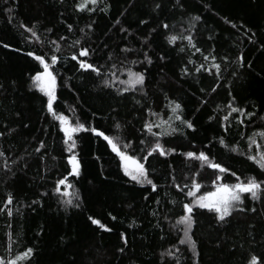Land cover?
<instances>
[{
  "label": "trees",
  "instance_id": "16d2710c",
  "mask_svg": "<svg viewBox=\"0 0 264 264\" xmlns=\"http://www.w3.org/2000/svg\"><path fill=\"white\" fill-rule=\"evenodd\" d=\"M78 2L0 0V152L4 153L0 156V208H12L11 217L0 212V257L10 259L27 247L34 249L33 256L20 264H246L249 254L264 256V194L260 200L243 194L246 210L234 212L223 225L206 209L194 208L195 223L190 233L197 243L198 255H194L188 245L179 244L183 231L176 224L183 214V204L192 198L185 195L188 188L180 191L172 182L175 177V184L190 187L195 177L202 185L197 194H202L213 190L217 174L222 175L224 183L236 182L231 171L241 180L249 176L264 180V172L247 159L248 154H255V145L249 148L248 137L264 131V49L260 47L264 43V0H181L182 7L176 0H98L97 5H89L92 12L77 11L74 5ZM156 3L161 7L155 8ZM196 15L200 21L192 19ZM223 17L237 24L243 22L256 33L257 42L250 43L243 30L231 28ZM117 18L119 24L115 23ZM142 19L147 23L140 24ZM161 22L168 23L169 29L158 27ZM21 24L32 27L42 42L27 39L31 34ZM88 24H92L91 30ZM68 25H72L71 32ZM121 27L128 31L121 32ZM154 28L156 31L151 32ZM170 34H191L201 52H195L187 40L168 44L166 36ZM61 36L65 40H59ZM145 36H149L150 47L143 44ZM78 39L81 44L73 46ZM53 40L60 46L55 51L59 60L55 66L54 109L68 116L73 124L79 120L86 127L119 136L121 143L131 141L139 156L146 154L140 149L150 147L156 139L142 130L144 122L169 121V101L181 104L182 118L190 120L194 129L174 119L153 128V132L180 128L175 134L160 137L165 148L176 149L174 153L164 157L153 154L144 161L157 191L126 177L118 157L102 138L80 132L74 136V151L81 163V174L68 177L71 186L67 195L63 194L64 186L60 193L53 192L56 180L70 170L68 153L63 151L58 122L44 109L46 97L29 81L42 69L26 55L32 51L50 59L55 50ZM3 44L10 47L4 48ZM80 47H90V55L80 59L102 66V74L110 75L113 64L116 68L111 71L120 80L128 78V68L143 72V91L117 95L116 89L124 87L119 83L104 88L100 84L103 75L84 72L71 59ZM122 48L133 51L125 53ZM144 51L151 57V64L130 63L143 61ZM204 55L217 57L219 80L215 69L211 75L195 71L201 63H212L211 59L204 61ZM241 55L243 67L237 59ZM189 59L194 64H189ZM184 67L189 69L188 75L181 71ZM229 101L253 115L233 113L223 121L229 112ZM117 121L122 125L118 130L114 127ZM220 138L226 146L219 143ZM142 139L146 145H140ZM255 139L264 146V138L257 135ZM41 140L46 143V154L44 149L35 152ZM233 146L237 152L231 151ZM187 151H205L231 171L220 174L201 166V162L181 155ZM8 193L14 197L12 205L4 203ZM33 200L38 203L32 204ZM67 200L79 207L64 203ZM252 208L256 211L249 210ZM89 216L111 231L91 224ZM121 233L127 238L126 245ZM166 250L175 256H162Z\"/></svg>",
  "mask_w": 264,
  "mask_h": 264
},
{
  "label": "snow or ice",
  "instance_id": "6c2138e0",
  "mask_svg": "<svg viewBox=\"0 0 264 264\" xmlns=\"http://www.w3.org/2000/svg\"><path fill=\"white\" fill-rule=\"evenodd\" d=\"M98 0H80V2L76 3L75 9L77 11L83 12V11H89L92 12L94 9L89 7V5H97ZM176 4L182 7L181 0H176ZM161 4L156 3L155 8H160ZM204 7L207 9L209 8L208 4H205ZM154 8V10H155ZM7 11L11 12L12 9L9 8ZM123 15V13H121ZM194 21H200L201 17L199 15H196L192 18ZM224 23L231 26V28L236 29L238 32L243 30V35L247 37L248 41L250 43L255 44L257 41L255 39L256 33L253 32L251 28H248L246 25L241 22L240 24H237L233 20L229 19L228 17H223ZM116 24H119V18L115 21ZM140 24H146V20H140ZM20 27L24 28L26 32H29L31 35L30 37H26L27 39H35L38 42H42L40 40V37L37 35V32L33 30L32 27H27L23 24L20 25ZM86 27L91 30L92 24L86 25ZM158 27H162L163 29H169L170 25L168 23L161 22ZM192 27H195V25H192ZM69 32L72 31V25H68ZM48 31H51V29H48ZM80 31L83 33L84 29H80ZM121 32H127L128 30L121 27ZM156 29H152L151 32H155ZM151 32L149 33V36L151 35ZM149 36H145L143 38V44L145 46L150 47V40ZM178 39L181 40H187L188 45L191 46V48L195 49V52L199 53L201 52V49L196 46L194 43V37L189 34L187 36L180 34L179 36L176 34H170L166 36V40L168 44H174ZM59 40H65V37L61 36L59 37ZM53 45H55V50L53 51V54H51L50 59H46L45 54H36L32 51H29L26 53L28 57H31L34 61L38 62V65L40 69L36 71L34 74H32L29 77V81L31 83V86L33 89L37 90L38 92L42 93L44 97H46V103L44 104V109L46 112L55 120L58 122L59 131L63 134V144L64 149L63 151L67 152L68 155L66 157L67 165L69 166L70 170L67 171L66 175H63L62 178L56 180L55 187L53 188V192L60 193L61 192V186H64V195H67V188L71 185L68 183V177L71 176L73 178L79 177L81 174V163L80 160L77 157L76 152L74 149L77 147V141L74 139L75 134L80 132H91L94 136L98 138H102L103 141L107 143V146L111 149V151L115 154L116 157L119 159V167L123 171V174L130 178L131 181L135 182L136 184H139L141 186L143 185H149L151 187V190L153 192L157 191V184L154 183L153 179L150 178L149 169L145 166L144 161H147L149 157L153 156V154H158L161 157L168 156L171 153H174L176 151L175 148H165L164 144L160 142V137L172 135L176 132L180 131L179 127H171V131L165 130L161 132H153V128H160L165 124H169V122L174 119L177 121H180V124L186 127L187 129H194V125L190 120H186L182 118L181 112H182V106L179 102H176L175 100L169 101V103L172 105L170 111L171 116L169 118V121H162L160 124H157L155 122L151 121H145L143 124V129L146 130L148 134H150L152 137H155V142L151 143L150 147L147 148H141V153H146L144 155H137L135 154L136 150L132 147V142L127 141L124 143H121L119 136H112L105 134L104 131L98 130L96 127H86L84 123H81L79 120H77L74 124L71 122L70 118L63 113H58L54 109V102L57 100V76L55 74V66L58 63L59 56L55 54V51L59 49V44L56 40L51 41ZM81 44V41L75 40L73 42V46H78ZM4 48H9L10 45L3 44ZM260 47L264 49V43L260 44ZM185 49L183 47L180 48V51L183 52ZM90 47H80L78 53H73L71 59L74 61H77L79 64V69L83 70L84 72L91 71L92 73H95L97 76L103 75L104 78L101 79L100 84L104 88H111L115 84L119 83L120 85H124V87H118L116 89L117 95H123L126 92L136 91L140 90L143 91V87L145 85V74L143 72L139 71H133L131 68L126 69L127 73V79L120 80L118 76H116L115 72H112L111 69H115L116 65H111V68L109 70V73H101L102 66H96L93 63L88 62L86 59H80L84 57H88L90 55ZM122 52L128 53L133 51L131 48H122ZM143 55V61H137L132 60L130 63H138V62H147L148 64L152 63L151 57L149 56L147 51H144L142 53ZM109 59H111V55L109 56ZM160 59L163 60L165 57L162 55L160 56ZM211 59L212 63L209 65H205L204 63H201L199 67L195 68L196 72H208L210 75L212 74V69L216 70V79L219 80V73H220V65L218 63H215L217 57L215 55L209 56L204 55L203 60L209 61ZM223 59H227V57H224ZM238 61H240V66L243 67L244 65V57L241 55L237 57ZM189 64H194V61L191 59L188 60ZM249 67H251V64L249 63ZM183 74L188 75L189 69L187 67H184L181 69ZM233 75H236L235 72H233ZM139 86V89H138ZM0 87H3V85H0ZM213 92L216 91V88L213 87L211 89ZM203 91V89H201ZM231 95V93H229ZM167 99V97H166ZM234 100V98H233ZM139 103V101H136ZM229 112L227 115H225L222 119L223 121H228L229 116H231L233 113H240V114H246L248 116L253 115L252 113H245V110L243 108H239L233 105V101H229L227 105ZM151 115L155 116L156 113H151ZM212 117H209L211 119ZM239 119V116L237 117ZM240 123H243V120H240ZM27 127V125H25ZM223 126V125H222ZM115 129H120L122 125L117 121L114 123ZM227 130V129H225ZM2 135V133H0ZM259 136L261 138H264V131H260L258 133H253V135L248 137L249 140V148H252L253 145H255V154H248L247 159L249 161H252L255 163L258 168L264 172V146L257 143V140L255 139L256 136ZM145 140H140V145H146ZM219 143L221 145L226 146V142L223 138L219 139ZM44 149V153L46 154L48 149L46 147L45 141L41 140L39 141V146L35 148V152L40 153L41 150ZM231 151L237 152L238 148L233 146L231 148ZM130 152L132 154H130ZM243 155V153H240ZM4 153L0 152V156H3ZM181 155L185 156L188 159L191 160H197L201 162V166L206 165L208 168L217 170L218 173H229L231 170L220 163L215 162L214 158H210L209 154L205 151H187L182 152ZM40 159H44V154L40 156ZM52 159H55V157H52ZM5 168H8L7 163L4 165ZM11 171V169H8ZM231 175L236 178L235 183H224L222 175L217 174L215 176V179L212 181V188L211 191H204L203 194L197 195L199 190L201 189L202 185L197 182L195 177L192 178L191 186L189 187L187 184L181 188L179 184H175V177H173V185L180 191H183L184 188H188V191L185 193L187 197H191L190 203H184L183 204V214L179 216V218L176 221L177 225L182 226L181 230L183 231V236L179 239V244L181 245H188L190 250L193 251L194 255H198L196 252L197 243L192 238V235L190 234L192 232L194 221L193 211L194 208L198 209H206L209 213L214 214V220L217 223H220L221 225L226 224L229 222V218L232 217L233 213L236 211L244 212L246 209L244 207V201L245 197L243 194L247 193L250 194V197L252 200H260L261 195L264 194V180H259L255 176H249L245 180H241L240 176L237 175L236 172L231 171ZM43 195V194H42ZM13 195L11 193H8L6 195L4 203L6 205H12L13 203ZM78 199V198H77ZM158 202V201H157ZM264 203V200L261 201ZM37 200H33L32 204H37ZM64 203L66 204H72L71 200H67ZM73 207H79V204H72ZM252 212H255L256 209L252 208L249 209ZM0 212H6L9 217L12 216V208H0ZM111 215V214H110ZM112 219H115L113 216ZM88 220L93 225H98L101 229H104L106 231H111V229L107 228L106 225L101 223L99 219L93 218L92 216L88 217ZM175 227V226H174ZM251 227V226H250ZM39 235V233H37ZM121 240L124 242V244H127V238L125 237L124 233H121ZM249 236L252 235L251 232L248 233ZM175 247V246H173ZM10 250V249H9ZM119 251L123 252L124 248H120ZM178 251V250H177ZM34 249L32 247H27L24 251H21L18 255H15L14 257L10 259H5L3 257H0V264H20L21 261H30L31 257L33 256ZM162 256H175V253L172 251L166 250L164 253L161 254ZM178 264V262H177ZM246 264H264V256L256 255V254H249Z\"/></svg>",
  "mask_w": 264,
  "mask_h": 264
},
{
  "label": "rangeland",
  "instance_id": "374dc122",
  "mask_svg": "<svg viewBox=\"0 0 264 264\" xmlns=\"http://www.w3.org/2000/svg\"><path fill=\"white\" fill-rule=\"evenodd\" d=\"M64 191H65V189H64ZM69 192V187L67 188V193ZM203 194V193H202ZM197 195H200V194H197ZM250 195V194H249Z\"/></svg>",
  "mask_w": 264,
  "mask_h": 264
}]
</instances>
